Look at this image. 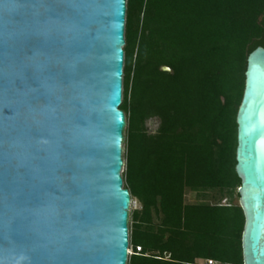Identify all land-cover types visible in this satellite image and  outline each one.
Listing matches in <instances>:
<instances>
[{"label":"water","instance_id":"95a60500","mask_svg":"<svg viewBox=\"0 0 264 264\" xmlns=\"http://www.w3.org/2000/svg\"><path fill=\"white\" fill-rule=\"evenodd\" d=\"M126 1L0 0V264H127ZM236 124L242 264H264L261 45Z\"/></svg>","mask_w":264,"mask_h":264},{"label":"trees","instance_id":"16d2710c","mask_svg":"<svg viewBox=\"0 0 264 264\" xmlns=\"http://www.w3.org/2000/svg\"><path fill=\"white\" fill-rule=\"evenodd\" d=\"M126 7L123 181L140 204L130 216L128 264H242L236 113L247 55L264 47V0ZM187 192L202 199L187 202Z\"/></svg>","mask_w":264,"mask_h":264},{"label":"rangeland","instance_id":"374dc122","mask_svg":"<svg viewBox=\"0 0 264 264\" xmlns=\"http://www.w3.org/2000/svg\"><path fill=\"white\" fill-rule=\"evenodd\" d=\"M158 123H159V120L156 117L147 120L146 127H147L148 132H154L158 126ZM125 132H126V128L124 130V133ZM124 152H125V142L123 143V159L125 160V157H124L125 153ZM121 174L124 177V169H123ZM185 198H186L187 202H197V201H200L202 199L201 197H199L198 195H196L193 192H187ZM223 202H224V200L221 201V203H223ZM237 202H238V199H237ZM139 207H140L139 202L135 198H133L132 204L130 205V216H131L132 210L139 208ZM130 221L131 220L129 217V222H128L129 231H130ZM128 248H130V247H128ZM128 262H129V256H128L127 264H128Z\"/></svg>","mask_w":264,"mask_h":264},{"label":"built area","instance_id":"2783aa9c","mask_svg":"<svg viewBox=\"0 0 264 264\" xmlns=\"http://www.w3.org/2000/svg\"><path fill=\"white\" fill-rule=\"evenodd\" d=\"M123 169H124V167H123ZM132 201L133 200L131 199V204H132ZM129 247L130 248H128V256H130L133 253V249H132V246L130 243H129ZM136 250H139V247H136ZM197 263L198 264H222V263L215 261V260H212V259H200V260H198Z\"/></svg>","mask_w":264,"mask_h":264}]
</instances>
